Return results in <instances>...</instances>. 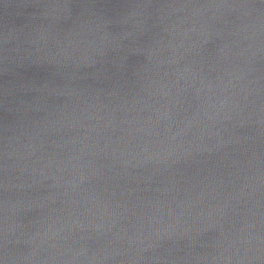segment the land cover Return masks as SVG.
Instances as JSON below:
<instances>
[{"label":"clouds","instance_id":"obj_1","mask_svg":"<svg viewBox=\"0 0 264 264\" xmlns=\"http://www.w3.org/2000/svg\"><path fill=\"white\" fill-rule=\"evenodd\" d=\"M0 264H264V0H0Z\"/></svg>","mask_w":264,"mask_h":264}]
</instances>
